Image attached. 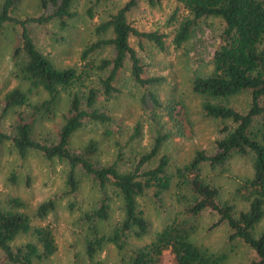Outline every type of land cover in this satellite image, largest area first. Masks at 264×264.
<instances>
[{
  "label": "trees",
  "instance_id": "obj_1",
  "mask_svg": "<svg viewBox=\"0 0 264 264\" xmlns=\"http://www.w3.org/2000/svg\"><path fill=\"white\" fill-rule=\"evenodd\" d=\"M19 0L0 1V33L13 29L17 42L10 52L11 74L26 83L25 89L12 87L0 96V144L19 159L35 153L55 159L62 165L64 189L40 201L34 215L41 219L52 211L60 197L68 195L67 207L78 203V189L83 179L96 190L90 208L77 217L86 261L83 264H219L223 253H214L191 240L196 217L205 210L216 214L213 225L224 223L227 238L239 240L250 251L243 264H264V226L256 225L264 217V0H174L165 18L167 28L142 29L133 24L128 13L137 0H83V13L99 18L92 23V38L78 54L77 64L58 67L37 46L31 27L54 23L62 30L76 16V0H37L35 12L24 16L12 13ZM162 0H144L149 6ZM217 18L218 42L209 62L211 70L195 73L191 90L200 97L203 116L213 118L217 136L213 150L195 149L184 163L169 171L171 162L166 143L172 132L159 120L160 110L172 121L178 136L192 133L180 99L171 96L162 104L156 85L163 77L149 74L141 52L147 48L164 51L167 44L181 47L196 25L205 18ZM127 71L128 80L138 93L144 117L129 128L109 127L111 116L104 107L121 91L119 79ZM42 89L45 96L30 102L28 92ZM60 93L67 96V107L53 138L38 139L33 134L37 121L55 116ZM245 93L246 102L237 108L231 98ZM12 114L5 125L6 117ZM143 122L153 129L146 148H137ZM106 125L102 135L113 138L114 155L102 162L97 158V141L89 138L72 147L70 137L86 125ZM250 155L252 172L233 189L235 198L246 207L235 209L227 201H218V189L200 175L201 166H221L232 155ZM175 177L184 187L183 217L170 219L139 246L126 249L130 237H141L149 223L137 198L147 195L160 205L161 194ZM117 199L121 215L107 228L111 203ZM8 206H0V264H43L55 249L53 226L30 224L21 210L23 201L10 197ZM30 233L33 240L15 243L14 239ZM112 244L119 257L115 262L93 261L105 244ZM71 264H77L71 262Z\"/></svg>",
  "mask_w": 264,
  "mask_h": 264
},
{
  "label": "rangeland",
  "instance_id": "obj_2",
  "mask_svg": "<svg viewBox=\"0 0 264 264\" xmlns=\"http://www.w3.org/2000/svg\"><path fill=\"white\" fill-rule=\"evenodd\" d=\"M1 1V0H0ZM37 0H19L12 13L16 16H24L35 12ZM175 5L174 0H162L158 5L149 6L144 0H137L136 5L128 13L129 19L142 29H165V18ZM85 4L83 0H76L74 7L76 16L70 20V24L62 29H57L54 23L33 25L31 31L36 46L49 57L51 62L58 66L77 64L78 54L82 45L92 38V23L99 15L88 18L83 13ZM219 21L217 18H205L199 21L189 39L179 48L174 49L167 44L164 51H156L147 48L141 52L143 61L147 64L149 74L161 75L162 81L156 85V92L162 104L171 97H177L184 105L187 118L192 125V133L187 136L173 134L172 121L165 115V109L160 110L159 120L164 128L172 134L166 143V149L170 153L169 171L172 172L176 165L186 162L195 149H203L206 152L213 150V142L217 136V122L210 117H205L200 111V97L191 90V78L195 73L205 74L211 70L209 59L213 48L218 42L217 33ZM17 42V36L13 29L5 28L0 33V96L12 87L26 88V83L20 81L11 74L12 63L10 52ZM120 93L116 94L104 107L111 116L109 127L116 128L121 125L129 128L137 119L144 117L138 93L133 84L128 80L127 71L120 76ZM45 96L42 89L28 92V100L33 102ZM245 93H239L231 98V103L237 108L244 106ZM67 107V96L60 93L56 103L54 118L47 121H37L34 124L33 134L38 139L53 138L61 122V114ZM10 113L6 117L5 125L11 119ZM106 125H86L77 129L70 137V145L74 148L83 145L89 138L97 141V158L102 162L109 160L114 155L113 138H104L102 130ZM153 129L148 122H143L142 133L137 142V148H146L151 140ZM252 172L250 155H232L221 166L214 168L207 164L201 166V177L213 184L218 189V201H227L233 204L235 209L245 208L246 202L234 197L233 189L243 178L250 176ZM64 189L63 169L61 163L55 159L47 160L35 153H29L23 159L12 152L7 143L0 144V206L7 207L10 197H18L23 201L21 210L30 218V224L43 225L49 222L53 226V237L56 245L55 251L43 260V264H83L86 261L81 243L77 217L81 211L90 208L96 198V190L83 179L78 189V203L75 208L69 209L68 195L60 197L54 209L44 217L37 218L34 215L36 205L50 195ZM186 189L176 185L175 177H172L170 186L161 194L160 205H156L147 195L137 198V202L143 210V216L149 223L148 231L141 237H130L126 249L139 246L148 242L154 232L163 227L172 218H181L184 200L182 194ZM121 215L119 201L115 199L111 203V211L108 221L103 228H107ZM216 214L205 210L196 217L197 227L191 234V240L204 245L214 253H223L224 259L219 264H243L249 256V249L239 240L227 238L228 228L224 223L213 225ZM264 226V217L256 225V231ZM33 240L30 233H24L14 239L15 243ZM119 254L115 247L107 243L99 251L93 261L101 260L107 263L115 262Z\"/></svg>",
  "mask_w": 264,
  "mask_h": 264
}]
</instances>
